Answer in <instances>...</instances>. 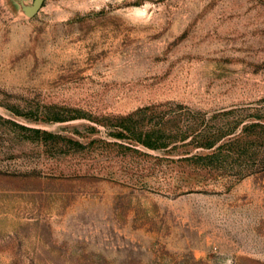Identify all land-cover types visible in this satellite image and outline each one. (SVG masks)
I'll return each mask as SVG.
<instances>
[{
  "label": "rangeland",
  "instance_id": "1",
  "mask_svg": "<svg viewBox=\"0 0 264 264\" xmlns=\"http://www.w3.org/2000/svg\"><path fill=\"white\" fill-rule=\"evenodd\" d=\"M0 264H264V0H0Z\"/></svg>",
  "mask_w": 264,
  "mask_h": 264
},
{
  "label": "trees",
  "instance_id": "2",
  "mask_svg": "<svg viewBox=\"0 0 264 264\" xmlns=\"http://www.w3.org/2000/svg\"><path fill=\"white\" fill-rule=\"evenodd\" d=\"M212 143H206V145H211Z\"/></svg>",
  "mask_w": 264,
  "mask_h": 264
}]
</instances>
